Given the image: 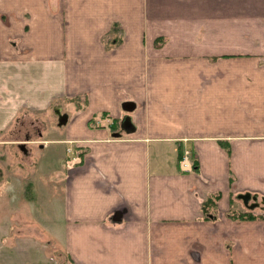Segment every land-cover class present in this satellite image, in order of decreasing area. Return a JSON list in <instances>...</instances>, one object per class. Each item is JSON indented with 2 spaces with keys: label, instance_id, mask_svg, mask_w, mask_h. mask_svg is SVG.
Segmentation results:
<instances>
[{
  "label": "crops",
  "instance_id": "obj_1",
  "mask_svg": "<svg viewBox=\"0 0 264 264\" xmlns=\"http://www.w3.org/2000/svg\"><path fill=\"white\" fill-rule=\"evenodd\" d=\"M65 112L60 190L0 180V264H264V0H0V146Z\"/></svg>",
  "mask_w": 264,
  "mask_h": 264
},
{
  "label": "rangeland",
  "instance_id": "obj_2",
  "mask_svg": "<svg viewBox=\"0 0 264 264\" xmlns=\"http://www.w3.org/2000/svg\"><path fill=\"white\" fill-rule=\"evenodd\" d=\"M43 74L49 76L48 71L43 72ZM69 108V113L73 115V104H71ZM69 113L65 112L59 116L49 113V115H47L41 122V126L43 127L41 136L36 134L35 129L38 127L31 124V121H24L23 123L22 121H19L16 125H14L13 129L21 126L25 130H21L20 132L14 130L11 132L14 134L10 137L19 136L24 138H35L37 140L48 139V142L36 141L35 143H27L24 147H21L20 145L19 147L17 145L0 146V160H3L0 161L2 167V170L0 167V180L10 181L9 191L12 195L17 197L19 194H24L25 192L27 194L34 195L36 194V187H38L40 192L48 190V187L50 189L56 187L57 190H60L62 181L65 179L67 174V170L72 166L71 159L73 154L69 152L71 147L61 141L62 139L67 138L69 134V126L62 124L61 119ZM194 163H196V160H194ZM9 164L15 168L14 171L18 173L23 172L25 174H22L20 177H15L12 173L8 172L10 168L7 165ZM31 185H33V187H31ZM20 203V199H15L13 196L9 195L10 206L17 207L18 205L20 206ZM261 206L264 207V202L262 201ZM240 209L246 210V208ZM231 211H235L234 206ZM252 213L254 215L259 213L261 214L260 216H262L264 215V208L253 210ZM22 236L35 237L33 233H29L28 231H25ZM41 239H45L43 235H41ZM52 240H55V238H46L44 245L49 246ZM56 243L58 245L57 247L53 244L50 246L51 251L54 249L56 254L60 253L57 259L55 258V255H53V258L56 261L62 262L60 258L64 259L65 257L64 246L60 241H56ZM62 263L68 264L65 262Z\"/></svg>",
  "mask_w": 264,
  "mask_h": 264
},
{
  "label": "water",
  "instance_id": "obj_3",
  "mask_svg": "<svg viewBox=\"0 0 264 264\" xmlns=\"http://www.w3.org/2000/svg\"><path fill=\"white\" fill-rule=\"evenodd\" d=\"M66 117H67V115L61 119V122H62V123H65V122H66ZM121 126H122L123 128H125L127 131H129L130 129L133 128V125H132V123L130 122V120H129L128 117H126V118L122 121ZM237 198L240 199V200H242L243 203H244V205H245L247 208H249V209H254V208L260 206V202L258 201L259 196H258V194H256V193L253 194V193H251V192H249V191H248V192H241V193H238V194H237Z\"/></svg>",
  "mask_w": 264,
  "mask_h": 264
},
{
  "label": "trees",
  "instance_id": "obj_4",
  "mask_svg": "<svg viewBox=\"0 0 264 264\" xmlns=\"http://www.w3.org/2000/svg\"><path fill=\"white\" fill-rule=\"evenodd\" d=\"M162 41V39L160 38H158L157 39V43L159 44L160 42ZM195 168H196V166H195ZM209 202H212V204L214 203V201H212L211 200V198H208L206 201H204V203H203V208H204V210L206 209V205L209 203ZM206 212V216L207 217H210V216H212L213 215V213H208L209 211H207V210H205ZM253 211L252 210H243L242 212H238V213H236V212H233V213H231V215L232 216H235V217H238V218H243V219H251V218H256V216H260V214L259 215H254L253 213H252Z\"/></svg>",
  "mask_w": 264,
  "mask_h": 264
},
{
  "label": "built area",
  "instance_id": "obj_5",
  "mask_svg": "<svg viewBox=\"0 0 264 264\" xmlns=\"http://www.w3.org/2000/svg\"><path fill=\"white\" fill-rule=\"evenodd\" d=\"M188 153L189 151H186V155L184 156L183 163H186L188 161Z\"/></svg>",
  "mask_w": 264,
  "mask_h": 264
},
{
  "label": "flooded vegetation",
  "instance_id": "obj_6",
  "mask_svg": "<svg viewBox=\"0 0 264 264\" xmlns=\"http://www.w3.org/2000/svg\"><path fill=\"white\" fill-rule=\"evenodd\" d=\"M59 115H61V114H59ZM59 115H57V116H59ZM261 199H262V197H261ZM262 202H264V198L262 199Z\"/></svg>",
  "mask_w": 264,
  "mask_h": 264
}]
</instances>
